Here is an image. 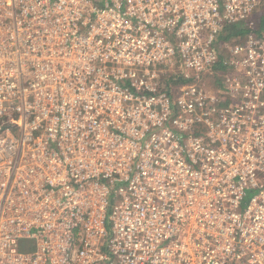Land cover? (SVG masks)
Masks as SVG:
<instances>
[{"label": "built area", "instance_id": "obj_1", "mask_svg": "<svg viewBox=\"0 0 264 264\" xmlns=\"http://www.w3.org/2000/svg\"><path fill=\"white\" fill-rule=\"evenodd\" d=\"M262 5L0 0V264H264Z\"/></svg>", "mask_w": 264, "mask_h": 264}, {"label": "trees", "instance_id": "obj_2", "mask_svg": "<svg viewBox=\"0 0 264 264\" xmlns=\"http://www.w3.org/2000/svg\"><path fill=\"white\" fill-rule=\"evenodd\" d=\"M254 16L259 17L258 20L256 19V21L258 22L257 30L262 32L264 29V5H262L261 8L257 12H255ZM246 31V23L244 21H240L228 25L225 29L224 37L228 38L230 36L241 35L244 34ZM21 245L23 246V243Z\"/></svg>", "mask_w": 264, "mask_h": 264}, {"label": "rangeland", "instance_id": "obj_3", "mask_svg": "<svg viewBox=\"0 0 264 264\" xmlns=\"http://www.w3.org/2000/svg\"><path fill=\"white\" fill-rule=\"evenodd\" d=\"M254 17H255V16H254ZM258 18H259V17H255V20H256V19L258 20ZM256 25L258 26V22H256ZM262 33L264 34V29H263ZM248 195H250V194H248Z\"/></svg>", "mask_w": 264, "mask_h": 264}]
</instances>
